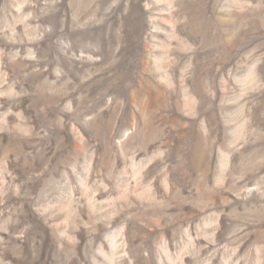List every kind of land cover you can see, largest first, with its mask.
I'll list each match as a JSON object with an SVG mask.
<instances>
[{
	"label": "rangeland",
	"instance_id": "rangeland-1",
	"mask_svg": "<svg viewBox=\"0 0 264 264\" xmlns=\"http://www.w3.org/2000/svg\"><path fill=\"white\" fill-rule=\"evenodd\" d=\"M0 264H264V0H0Z\"/></svg>",
	"mask_w": 264,
	"mask_h": 264
}]
</instances>
